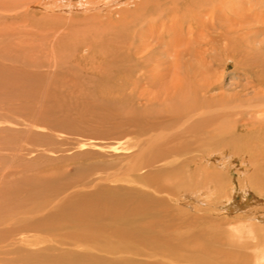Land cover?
Masks as SVG:
<instances>
[{
	"label": "rangeland",
	"instance_id": "1",
	"mask_svg": "<svg viewBox=\"0 0 264 264\" xmlns=\"http://www.w3.org/2000/svg\"><path fill=\"white\" fill-rule=\"evenodd\" d=\"M46 1L0 0V264H185L184 254H197L191 241L208 237L218 222H224L223 232L236 234L251 219L234 212L230 220L222 208L168 199L165 185L161 191L157 183L145 190L139 181L126 180L134 179L133 156L147 146L154 130L168 131L165 143L157 141L156 148L177 144L181 131L173 127L186 99L202 106L198 120L212 117V126L228 131L237 123L251 128L244 136L249 143L225 134L228 144L249 145L262 138L254 130L262 124L258 119L264 117V104L253 107V92L264 93L259 85L264 80V0L263 5L261 0H253L258 5L252 0H208L196 10L204 21L200 28L191 12L183 14L173 1L154 0L164 15L147 12L141 29L143 20L132 23L131 33L121 38L114 35L122 21L118 7L107 14L109 9L78 8L86 0H63L72 1L73 9ZM143 1L126 0L120 8L132 11L133 17ZM237 18L244 24L236 23ZM150 20L157 23L155 38L146 24ZM160 22L168 23L164 32ZM106 33L117 36L116 43ZM205 138L196 143H206ZM235 161L230 159L237 166L227 159L229 169L225 166L221 179L231 173L236 204L241 182L253 172L243 171ZM167 187L175 195L180 190ZM254 194L264 201L263 193L252 190L249 203ZM114 231L127 234L121 239L125 253L94 246ZM133 241L142 243L138 254L149 259L130 255L128 243L133 247Z\"/></svg>",
	"mask_w": 264,
	"mask_h": 264
},
{
	"label": "bare ground",
	"instance_id": "2",
	"mask_svg": "<svg viewBox=\"0 0 264 264\" xmlns=\"http://www.w3.org/2000/svg\"><path fill=\"white\" fill-rule=\"evenodd\" d=\"M169 1H170V3H171V1H173V3L177 4V6H178L177 9H179L183 14L188 13V11H189L188 14H190V12H191V18H193V23H196V26L199 25V28L203 27L202 23L204 21L202 20V16L198 12H196V10L203 3H206L208 0H205V1L204 0H169ZM232 1L234 2V0H232ZM46 2L50 3L51 5H53L56 8L58 6H60L59 8H63L65 6L69 7L70 9L74 8L72 1H70L71 3L68 2L67 4H65L63 0H47ZM61 2H63V3L61 4ZM162 2L164 3V1H162ZM213 2H214V0L211 1V3H213ZM252 2L254 3L253 0H252ZM261 2H263V1L261 0L260 4H262ZM158 3L154 0L143 1L142 6H139V8L137 6V8H138V10L136 11L137 13L133 14V17L130 16L132 14L131 13L132 11L127 10L126 8H123V9L120 8L121 6H123V5L125 6L127 4L126 0H94V1L93 0H86L85 2L78 4L79 5L78 8H80L81 10L93 11V12L94 11H101V10H103L102 12H105L104 10L109 9V10H107V12H108L107 14H111L110 10L113 7L115 9H116V7H118L119 10L116 9V11H115V9H114V11L117 13L118 12L120 13V11H121V13H120L121 16H119L120 17L119 19L122 20L120 25L123 23V27L120 28V25H119V27H117L119 31L117 30L116 33H114V35L117 34L118 37L121 38L122 36L129 35L131 33V32H129V29H130V25L132 23L135 24L139 20L141 21L144 18L148 19L147 16L145 17L147 12L148 13L154 12L155 15H153V16H155V17H156V15L161 16L163 14L164 9L162 8L161 4L159 5ZM170 3H168V4H170ZM166 4L167 3L165 1V8H168V7H166ZM255 4H257V3H254V5ZM62 5H64V6H62ZM162 5H164V4H162ZM243 7H241V9H243ZM251 7H252V5H251ZM256 7L258 8V6H256ZM69 8H67V9H69ZM135 9H136V7H135ZM258 9L261 10L262 8H258ZM258 9H256V10H258ZM212 10H211L210 15L213 14ZM114 11L112 10L113 13H114ZM144 11H146V13ZM263 11H264V9H263ZM182 13H180V14H182ZM196 13H198V14H196ZM242 13H244V15H245V12H242ZM255 13L256 12H254L253 14H255ZM149 16H151V15H149ZM244 17L246 18V16H244ZM259 18L261 20V16ZM158 19H159V17H158ZM161 19H163V18H161ZM239 19H240V17H239ZM239 19L238 20L234 19V20L237 23V22H239ZM109 20L112 21L111 19H109ZM260 20L258 21V19H257L258 22H260ZM110 21H108V22L110 23ZM161 21H166V20H161ZM141 22H142L141 26L140 25L138 26V27H140V29L142 27V24L145 23L144 20ZM150 22H152V23H150ZM174 22L175 21H173V23ZM147 23H148V26H150L151 31H153L152 34L150 35V37L155 38L153 33H155V31L158 30V27L156 26L157 23L156 22L153 23V20L152 21L151 20L146 21V24ZM190 23H192V22H190ZM239 23H243V21L239 22ZM246 23H247V21H246ZM246 23H245V25H246ZM110 24H112V23H110ZM118 24L116 23L114 26H116ZM160 24H162V25H160ZM167 24L164 22H162V23L160 22L159 26H161V30H159V31L164 32L165 26L168 29ZM232 25H233V23H232ZM238 25H236V26H238ZM143 26H146V25H143ZM109 27L110 26H108V28ZM111 28H112V26H111ZM235 28H237V27H235ZM173 29H175V28H173ZM191 31H193V30H191ZM241 31H239V32H241ZM172 32L174 34V33H176V30H172ZM243 32H244V30L242 31V33ZM145 33H147V32H145ZM188 34H189V32H188ZM108 35L110 36V34L106 35L107 39L109 38L110 40L109 39L108 40L110 42L114 43V41H115V43H116V39H114V38H116L117 36H113L111 34L113 36L111 38V37H108ZM177 35H179V34H177ZM177 35H176V37L178 38ZM185 35L184 36L182 35V38L183 37L185 38ZM190 35L191 34H189V36ZM141 36H142V38L145 37V36L143 37V35H141ZM226 36H228V35H226ZM180 37H181V35H180ZM99 38H100V36H99ZM145 39H147V38H145ZM111 40H113V41H111ZM164 40H165V38H164ZM221 40H224V39L221 38ZM99 41H100V43H102L103 42L102 38L99 39ZM145 41H147V40H145ZM228 41L230 42V40H228ZM141 42H143V41H141ZM156 42L159 45V40H156ZM168 42L169 41H167V43ZM96 43H97V40H96ZM107 43L109 44V42H107ZM222 43L225 45L223 47H225L227 50L229 48V44L224 42V41ZM222 43H220V44L222 45ZM149 44H147V45L149 46ZM143 45L144 44L141 43L140 46L142 47ZM151 45H152V43H151ZM171 45H170V47H171ZM221 45H219V46H221ZM233 46H234V44H233ZM109 47L112 48L111 46H108V48ZM132 48L133 47H131V49ZM146 48H147V46H146ZM146 48H145V50H146ZM164 48H165V45H164ZM173 48L174 47H172V49ZM232 48H230V50ZM134 49L136 50V48H134ZM142 49L144 50V48H142ZM150 49H152V48H150ZM156 49H158V48H156ZM168 49H169V47H168ZM188 49H189V47H188ZM171 50H170V52H171ZM179 50H180V47H179ZM153 51H155V50H153ZM123 53H126V52H123ZM149 53H150L149 56L152 55L151 52H149ZM137 54H138V52H137ZM146 54H148V53H146ZM127 56H128V54H127ZM131 58H134V57H131ZM150 58H152V57H150ZM259 85L260 86L264 85V80L259 82ZM252 86H254V85H252ZM260 91H261V89H260ZM253 93H254L253 98L255 101V104L253 105V107L256 108V107L263 105L264 104V93H262V91L255 93V90ZM237 99L239 100L238 97H237ZM203 100H204V98H203ZM256 101L257 102L259 101V103L256 104ZM211 102H213V101H211ZM251 102H250V105H251ZM204 105H206V103ZM194 106H200V105L195 104L190 99H186V100H184V102L182 104V107H181L182 110L180 109L179 111H177V113L175 112L176 114L179 115L178 116L179 119H177L176 123H174L175 127H173V129L175 128L176 131L180 130L181 136H180L177 144H175L174 146H171V147L168 146L169 148L165 149L164 147H162V145H160L161 147L156 148L155 145H156L157 141H159V142L162 141L163 144L165 143L164 139H165V136H167L165 132H168V131L165 129L164 130L162 129L163 131L160 130V132H158V133L157 132L155 133V130H154V132L152 131L153 133L150 134L149 137H147V139L145 140V144H147V146H144V148L139 149V152H137V154H135L133 156L134 157L133 164L135 165L134 166L132 164L133 165V174L135 176L134 179L131 180L128 178L126 181L127 182H133V181L137 180L140 182L139 186L145 190L152 188L153 185L156 183L159 184V188H158L159 191H161L163 189V187H164L163 185H165L166 188H168L167 186H170V187L174 188V190H176L175 188H180L177 195H175L174 192L167 190L166 188H165L166 193H164V194L165 195L168 194V199H171L175 202H181L182 203V202H185L184 199L185 200L187 199V200H192L196 205L198 202L197 206H199V202H201L203 204L202 206H205L203 209H206L210 206L217 207L218 209L222 208V210H224L225 216L229 217L230 220L235 217L234 212L238 213V215L243 217V218L251 219V220H249V222L247 224L244 223L245 225L243 228L239 227L238 229H236L235 230L236 234L235 233L228 234L225 231L223 232L224 225L222 226V224H224V222L223 221L218 222L216 224V226H214L212 233L208 237L201 238V240L197 243L191 241V243L194 245L193 248L197 252V254L194 256L191 255L190 253L184 254L185 260L187 261L185 264H264V201L261 198H259L260 196L258 197L256 194H254L255 195L254 201L252 203H249L248 197H247L248 195L251 194L252 190H254L256 193H258L260 195H262L261 193H263V195H264V140H261V139H264V117H260L258 119V121L262 122V124L258 125L257 129L254 130V132L260 134V137H262V138H258L259 141L256 140L257 138L253 139V142H251L248 145V143H249L247 141L248 138L245 140L244 136H246L250 132V130H251L250 127L245 128V127H242L240 124L237 123L233 127V129L230 131L225 130L224 127L223 128L222 127L216 128V126H212V125H214L213 123L215 122V120L212 117H211V119H210V117H208L204 121L198 120L197 117L203 115V113H202L203 111L200 110V112H198L197 110L202 108V106L201 107H194ZM255 108H254V110H255ZM263 108H264V106H261V109H263ZM246 111H248V110H246ZM239 113H241V112H239ZM225 114H227V113H225ZM244 114L241 113V116L243 117ZM174 118H177V116L176 115H175V117L172 116L171 119H174ZM183 118H185V119L183 121H181V119H183ZM178 120H180L181 123ZM254 120H256V119H254ZM261 120H263V121H261ZM177 122H179L180 124ZM221 128H222V130H221ZM180 131H178V132H180ZM239 131H246V132L243 135L242 134L239 135V133H238ZM174 132H175V130H174ZM198 133H201V135H202V133L205 134L204 137H206L208 139L206 141V143L205 142H203L202 144L196 143L197 141H199V142L202 141V139L204 138V137L201 138V137L197 136ZM225 134L230 135V137L233 138V141L234 140L237 141L239 139V140L247 141L248 143L246 145L243 143H236V142H234L232 144H230V143L228 144V142L224 141L225 140ZM226 140H228V139H226ZM230 140H228V141H230ZM208 142L212 147L211 146L205 147V144L207 145ZM215 158H218V159H216V162L214 161V164H210L212 162L211 160H214ZM228 158H229V162H230V159L231 160L234 159L235 163H237L235 161V159L239 160V165L241 168L244 169L243 171L246 172L247 169L249 170L250 168H252V172H253L252 176L249 173L250 177L247 176L248 179H244L241 182V184L239 183L241 186L239 185L240 188L238 190V193L240 194L241 199H240V202L236 203V204H235L236 198L234 196L236 186L234 187L233 181L231 180L232 182H230V180L228 178L229 177L228 175H231V173H230L231 170L230 171L228 170L230 174H228L227 172L225 173L226 179H221L224 175L223 171H225V170L227 171V169H229L226 166ZM235 163L234 164L231 163V164L234 166H237L238 164L235 165ZM154 166H157V168H155ZM225 166L227 167V169L225 168ZM141 170L143 172H141ZM245 172H243V173H245ZM239 173H238V175H239ZM242 174H240V175H242ZM202 177L205 179V182H204L205 184H203V185L199 181V180L204 181L202 179ZM207 178L210 179V181L215 180V182H217L218 184L215 183L216 185L210 186L207 182ZM225 180H227V181H225ZM238 181H241V180L239 179ZM228 182H230L231 184ZM235 182L236 181H234V183ZM207 185H209V186H207ZM204 189H207V190L204 191ZM211 189H213L214 192H212ZM143 192H148V191H143ZM204 192H206V193H204ZM147 196L151 197L152 195L147 193ZM263 198H264V196H263ZM146 200L149 201L150 198H147ZM156 200L164 201V199H162L160 197L156 198ZM165 202H166V204H168L166 199H165ZM232 214H234V215H232ZM225 216H224V218L226 220H228ZM155 217L158 218L160 216L155 215ZM236 220L241 221L239 219H236ZM153 224H154V222H153ZM245 231L248 234L245 235ZM126 235H127L126 233L125 234H120V233L116 234V232L114 231L113 234L111 233L110 235L105 237L106 238L105 240H104V238L100 239V243H98L97 245H94V246H97V248L99 249V248H102V246L104 244V247L102 248L103 250H106L107 252H115L117 255L123 254V253H125L126 249H124L123 246L121 245V242H122L121 239L124 238V236H126ZM128 245L130 248H133V250L130 252V255H133L134 257H143V259L144 258L149 259L146 254H138L141 251L142 243H140V242L137 243L136 241H133V247H132L131 243H128ZM191 256H193V257L191 260H189L188 257H191ZM161 260L162 259H158L157 261L161 262ZM135 262H137L138 264H139V262L141 264H145V262H143V261L133 260V264H135Z\"/></svg>",
	"mask_w": 264,
	"mask_h": 264
}]
</instances>
